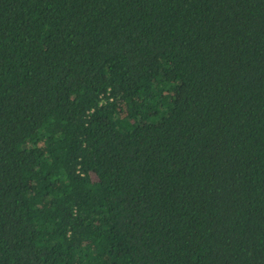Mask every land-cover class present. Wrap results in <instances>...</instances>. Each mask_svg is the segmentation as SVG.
<instances>
[{
    "label": "trees",
    "instance_id": "obj_1",
    "mask_svg": "<svg viewBox=\"0 0 264 264\" xmlns=\"http://www.w3.org/2000/svg\"><path fill=\"white\" fill-rule=\"evenodd\" d=\"M0 264H264V0H0Z\"/></svg>",
    "mask_w": 264,
    "mask_h": 264
}]
</instances>
